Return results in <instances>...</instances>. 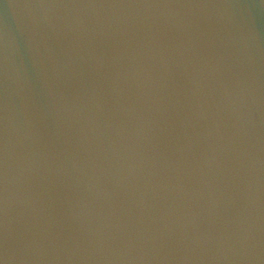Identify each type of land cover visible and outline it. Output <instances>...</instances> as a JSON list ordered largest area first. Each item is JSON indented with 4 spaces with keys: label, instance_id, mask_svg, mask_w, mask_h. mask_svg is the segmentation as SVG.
Wrapping results in <instances>:
<instances>
[{
    "label": "water",
    "instance_id": "obj_1",
    "mask_svg": "<svg viewBox=\"0 0 264 264\" xmlns=\"http://www.w3.org/2000/svg\"><path fill=\"white\" fill-rule=\"evenodd\" d=\"M0 264H264V0H0Z\"/></svg>",
    "mask_w": 264,
    "mask_h": 264
}]
</instances>
